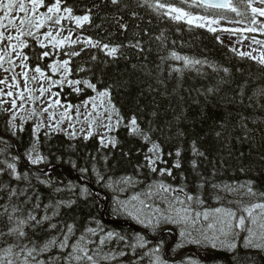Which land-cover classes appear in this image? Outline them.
<instances>
[{"label":"trees","instance_id":"1","mask_svg":"<svg viewBox=\"0 0 264 264\" xmlns=\"http://www.w3.org/2000/svg\"><path fill=\"white\" fill-rule=\"evenodd\" d=\"M53 2L45 0L46 5ZM162 2L193 13L238 19L232 11L190 7V0L189 4H183L181 0ZM248 2L233 0L234 4H241L242 18L245 20L251 16ZM65 5L73 7L74 15H84L91 9L87 13L91 21L78 27L74 21L65 20L63 26L94 41L110 46L122 45L117 57L107 56L101 49L86 47L81 51V44H68L59 50L48 47L51 55L38 60L44 49L34 38L26 37L29 46L23 51L30 57V68L39 63L50 75L48 64L54 60L69 59L72 69L70 78L89 80L96 88L93 90L81 83L80 91L76 92L72 87L58 86L55 89L62 101L74 106L81 105L96 92L107 89L111 104L123 120L112 134L115 146L112 143L104 145L97 134L85 139L70 137L64 132H51L46 137L44 132L47 130L41 129L40 151L47 157V163L31 165L24 153L31 145L33 121L26 120L24 130H17V135L13 136L11 131L6 130L9 113L0 111V137L10 144L8 152L0 155V161L5 158L11 160L12 156L18 155V171L29 174L28 181H17L7 174L0 175V182H7L10 187L27 188V195L33 197L31 203L39 197L41 207L37 210L38 218L44 215V205L64 202L58 209L59 215L51 221L57 223V229L44 231L48 228L45 223L35 234L28 230L30 237L35 235L36 239L43 240L55 235L67 224L74 225L73 241L82 233L86 235L87 228L124 236L126 239L123 241L114 236L103 246L105 252L126 253L124 256L116 255L108 264H133L134 261L148 264L149 257L144 256L142 261L139 257L158 244L156 237L170 244L171 236L165 231L174 230L172 226L153 234L146 233L150 243L144 249L138 248L133 252L127 245L134 243L133 238L138 234L134 226L113 223L128 218L115 202L116 192L109 188V184L117 179L131 178L138 184L128 188V192H139L161 179L159 172L150 173L143 167L144 155L150 145L139 137L129 135L125 126L133 115L142 129H153L152 140L158 141L163 149V160L167 163H158V168H172L177 159L176 149L182 150L179 158L181 167L172 169L175 179L167 176L163 179L174 187L182 186L187 192L198 195L203 203L196 206L197 211L217 207L238 209L240 205L229 201L242 197L225 192V185L252 181L255 191L264 192V96L259 95L264 90V65L230 49L220 41L219 32L213 33L205 28L189 26L184 21H174L147 7L138 6V0H121L118 5H112L110 0H62V6ZM41 10L46 11L47 8L42 7ZM132 12H136L137 16H132ZM119 24H126L127 29L122 30ZM161 35L163 44L156 39ZM137 40L140 48L128 46L129 42L135 44ZM73 50L80 52V55H66ZM171 52L206 63L196 66L199 71L184 68L183 61L171 58ZM92 56L96 59L93 60ZM81 68L84 71H80ZM176 68L183 70L182 75L173 70ZM225 68L228 72L224 71ZM209 88L213 91L209 92ZM193 141L204 156L193 155ZM193 159L197 162L195 169L190 164ZM0 167L3 165L0 164ZM80 169H87V172L81 173ZM41 180H50L51 183H41ZM213 185L218 187L214 188ZM6 199V192L0 191V204ZM23 199L20 197L21 201ZM243 200L245 204L258 202L256 197H243ZM31 203L28 207H31ZM48 214L51 215V210ZM245 234L241 233L238 247L232 252L191 249L222 264H264V251L242 246ZM99 237L97 233L95 238L98 240ZM195 253L185 255L197 257ZM56 254L57 250L53 249L44 258Z\"/></svg>","mask_w":264,"mask_h":264},{"label":"snow or ice","instance_id":"2","mask_svg":"<svg viewBox=\"0 0 264 264\" xmlns=\"http://www.w3.org/2000/svg\"><path fill=\"white\" fill-rule=\"evenodd\" d=\"M121 0H110L112 5H118ZM183 4H189V0H181ZM261 5H264V0H259ZM138 6L147 7L157 14L168 16L174 21H184L189 26L207 27L208 31L215 33L217 28L212 27L214 24H218L217 19H212L206 15L194 14L191 11L185 10L183 7H178L171 3L162 2V0H138ZM189 6H195L197 8H218V9H230L236 12L237 15H241L239 10L232 6L230 0H190ZM42 7H46V12H38ZM94 7H99L94 5ZM128 7L127 4L124 5ZM248 7L251 10L250 27L243 29H224L229 32H255L257 30L264 32V25H261L259 29L256 28L257 15L264 17V7H253L252 0H249ZM91 9L87 10L90 13ZM74 15L73 7L62 6V0H54L51 4H45V0H0V69H3L5 73H11V82L6 75L3 79H0V85H7L8 91H4L0 88V111L7 112L10 118L7 122L8 127L6 130L11 131L13 136L17 135V130H24V123L28 119L36 118V123L32 127V140L30 148L24 153L27 161L31 165H39L41 163H47V157L40 151L39 133L41 129L47 128L48 131L44 132V136H48L51 132L63 131L61 124L65 119L69 120L68 127L72 129L71 132L66 133L70 136H76L74 125L71 123L72 117L70 116V110L76 108L77 120H79L80 112L79 105L68 104L66 108L61 112L59 119L56 118L55 109L60 105V100H52V96H58L59 93L51 92V89L55 85L63 86L65 83L69 87H72L74 91L79 92L80 88L76 87L83 83L88 88L95 90L96 85L89 80H73L69 79L72 74V69L69 67L70 60H54L47 65V68L51 70L53 74L59 73V79H52L51 76L46 75L45 71L40 67L39 63L34 68H30L28 61L30 57L24 53V49L27 48L28 42L26 37L34 38L39 47L44 49L37 59H43L49 57L51 52L48 51V46L51 45L52 49L63 48L66 44L76 45L81 44V51L86 47L97 48L103 50L107 56L116 58L122 45H112L107 43H101L100 41H94L91 37H80L72 39V29H68V35L61 37L60 31L63 30L62 21H74L78 27H82L84 23L91 21L89 14ZM132 16H137L136 12H132ZM119 23V20H117ZM47 26V30L43 32L44 39L39 38L40 30ZM122 30L127 29L126 24H119ZM53 27L58 31L53 32ZM15 33V35L12 34ZM218 38V37H217ZM163 44V35L156 37ZM7 41V44H4ZM13 41H16L13 43ZM47 41V44L45 43ZM253 43H264V41H256L253 38ZM131 47L140 48V42L137 40L135 44L129 42ZM142 50V49H141ZM235 51V49H233ZM67 56H79L80 52L75 50L66 53ZM171 58L177 61H183L184 68L195 69L197 65H202L206 61L197 60L187 56H181L176 52H171ZM240 56H250L256 60L259 64L264 65V52L260 55L251 56V53L240 52ZM93 60L95 56L91 57ZM163 59V58H162ZM7 64V67H5ZM20 68V72L17 73L16 69ZM84 71L83 68L79 69ZM181 73L183 70L180 68L173 69ZM29 71L34 75L29 76ZM228 72V69H224ZM38 74V75H37ZM23 77L24 86L21 89L20 79ZM39 78L40 87L35 89L29 87V83L35 84ZM47 84V87L44 85ZM17 89L16 92L13 89ZM38 91V95L35 93ZM209 92L213 89L209 88ZM46 92H51L46 107L40 108L37 111L35 104L37 100H41ZM27 93V96L25 95ZM259 95L264 96V90ZM100 97H109L110 93L106 89L99 93ZM3 97L11 98L10 101L3 99ZM95 97H90L88 100L83 101L85 108V114L83 120L79 122L88 125V130L85 135V139H88L93 135L92 129L94 127H104L108 132H111L114 127H119L123 117L119 116V112L115 109V106H111V111L105 107L104 112L107 116V124L103 123L101 113L96 111L97 104L94 102ZM19 101V105L17 103ZM31 101L33 107L27 115H20L22 111H25L27 103ZM92 101V111L88 110L89 102ZM11 104V108H4L7 103ZM43 102V101H42ZM111 101L109 100V104ZM113 113L116 114L117 119L115 125H113ZM47 114V123H45L44 116ZM155 115V113H153ZM20 123L17 124L16 121ZM129 135H133L141 138L145 143L150 146L147 149V153L144 155V165L150 173L159 172L161 179L153 181L148 185L145 197L147 199L155 200L159 197L161 204L166 207L162 208L159 205L146 204L145 200L139 198V196L132 197V200H138L140 207L136 204L131 205L129 209L127 204H121V207L128 213L129 216L135 218L139 223L143 224L146 228H150L155 231L161 224H175L180 225V236L183 240L176 245V248H181L184 243L197 245L198 247L212 248L215 250H226L229 252L235 251L238 247L241 233H246L243 236V247L245 249H257L264 251V192H257L253 188V182L248 181L246 183H237L234 185H225L223 190L225 192L235 193L242 198L236 201H229V203H235L240 205L238 209L230 207H217L213 209H204L202 212L196 210V206L201 205L203 200L192 193L187 192L185 187H174L164 181L163 177H173L172 169H179L181 167L180 157L181 149L177 148L175 151L176 161L173 163L172 168H158V163H167L163 160V149L158 141L152 140L151 133L153 129L150 127L147 131L142 129L137 123V118L133 115L128 121L127 125ZM81 132L85 129L81 127ZM183 135V133H178ZM219 135V133L217 134ZM109 142L115 146V139L110 138ZM103 143V139H101ZM0 155H4L8 152L10 144L8 141L0 137ZM192 153L194 156H204L203 152H200L196 146L195 141L192 142ZM169 156L172 153H168ZM20 156L15 155L11 157V160L5 158L0 161L3 167H0V175L7 174L10 178L19 180H29V174L27 172L21 173L18 171L17 162ZM193 169L197 167L195 159L190 161ZM139 167V166H138ZM81 173H86L87 169H80ZM243 171V169H241ZM39 180V177H37ZM41 183H51L50 180H41ZM128 182L131 183V178H128ZM30 186V185H29ZM202 186V185H201ZM214 188L218 187L213 185ZM0 191L6 192L7 199L4 203L0 204V264H108L109 261L114 260L116 255L124 256L126 253L120 251L119 253H109L103 250L105 246L115 236L119 240L123 241L126 238L114 232H107L106 235L99 237V242L86 239L84 233L73 241L74 225L67 224L65 227H61L60 231L55 235H49L43 240H39L34 236H29L31 230L34 234L37 233V229L43 228L45 223L48 224V228L44 231L51 232L56 230L57 223H52L53 218L59 215L58 209L63 206V201H56L44 205V215L38 218L37 210L40 209L39 197H36V202L31 203L33 197L27 195V188L10 187L7 182H0ZM60 191L59 188L56 189ZM86 191V189H84ZM183 196V198H181ZM20 197H24L21 201ZM243 197H256L258 202L245 204ZM31 203V207L28 205ZM145 208L152 209L150 213L144 211ZM51 210V215H49ZM246 214V215H245ZM201 217L203 222H201ZM86 233L96 235L97 230L94 228H87ZM134 243L127 245L133 252L138 248L144 249L147 244L150 243L143 235L136 234ZM90 245H95L90 247ZM163 242L161 241L156 246L149 248L147 252L143 253V256L139 257L142 261L144 256L149 257L148 264H169V261L163 258L162 255ZM53 249L57 250V254L54 256H47L45 254L50 253ZM175 251V249L173 250ZM133 264H137L136 261ZM188 264H201L199 259H188Z\"/></svg>","mask_w":264,"mask_h":264},{"label":"rangeland","instance_id":"3","mask_svg":"<svg viewBox=\"0 0 264 264\" xmlns=\"http://www.w3.org/2000/svg\"><path fill=\"white\" fill-rule=\"evenodd\" d=\"M252 6L253 7H264V5H261L259 3V0H253L252 1ZM249 8V7H248ZM239 11H241V8L238 9ZM47 11V10H46ZM249 11L250 8H249ZM38 12H44L41 9L38 10ZM202 15V14H199ZM209 17V16H208ZM212 19H217L219 21L218 24H214L212 25V27L217 28V31H224V29H243V28H247L250 27L251 24H247V23H243L241 21H236V20H227L224 18H215V17H210ZM264 18V17H263ZM257 19V18H256ZM260 25H264V23L262 24L261 21H259V19H257V24H256V28L259 29ZM45 31L47 30V27H45ZM207 28V27H204ZM208 29V28H207ZM58 31L57 28L53 27V32L55 34V32ZM44 32V31H43ZM43 32H40L39 34V38L41 40L44 39L43 37ZM225 33H222L221 35H219V38L222 42L226 43L229 47H231L232 49H235V51L237 53L240 52H246V53H251V56H259L261 52H264V44L261 43H253V38H255L256 41H261L260 38L254 37V36H249V33L252 32H229V31H224ZM259 33H263L259 30L255 31L256 34ZM13 35H15L14 32H12ZM60 35L61 37L63 36H67L68 35V31L66 29L63 28V30L60 31ZM77 36L80 37H84L87 38V36L81 35V34H77V33H72V39H76ZM16 41H13V43H15ZM45 43L47 44V41H45ZM4 44H7V41H4ZM5 67H7V64H5ZM17 73H19L21 70L20 68L16 69ZM8 76L9 78V82H11V73H5L3 71V69H0V79H3L5 76ZM34 75L33 72L29 71V76ZM38 75V74H37ZM55 75H57V79L60 78V74L56 73ZM20 79V87L21 89L24 86V81H23V77H19ZM67 84V83H65ZM45 87H47V84L44 85ZM29 87H33L35 89H39L40 87V81L39 78L37 80V82L35 84H32L31 82L29 83ZM78 87V86H76ZM0 88H3L4 91H8L7 85H0ZM53 88V87H52ZM14 92L17 91V89H13ZM51 92H54L51 89ZM51 92H46L44 97L41 100H37L35 107L37 109V111L39 112L40 108L42 107H46L49 97L51 96ZM36 95H38V91L35 93ZM25 95L27 96V93H25ZM95 99V103L97 104V109L96 111L101 113L102 119L104 117L107 116V113L104 112L105 107H107L109 109V111H111V106L112 104H109V97H100L99 94L94 96ZM3 99L10 101L11 98L9 97H3ZM52 100H56L59 99L60 100V96H52L51 97ZM18 105H19V101H17ZM92 101L89 102L88 105V110L92 111V107H91ZM68 104H62L60 102V105L57 106L55 109H52V111L55 112L56 118L59 119L61 112L64 110V108L67 107ZM4 108H11V104L10 102L5 104L3 106ZM33 107L31 101H29L26 105L25 111H22L20 113V115H27L28 112L31 111V108ZM79 112H80V117L79 120H77V116H76V108H72L70 110V116L72 117L71 123L74 125L75 127V131L76 134L85 137L87 130H88V125L87 124H81L79 121L83 120L84 118V114H85V108L84 105H80L79 108ZM117 119V116L115 113H113V125H115V120ZM33 120L35 121L34 123H36V118H33ZM44 120L45 123H47V114H45L44 116ZM107 120L103 119V123L107 124ZM69 125V120L65 119V121L61 124V129H63V131H65L66 133H69L72 131V129H70L68 127ZM81 127H83L85 129L84 132H81L80 129ZM116 127L113 128V130L111 132H113L115 130ZM47 129V128H46ZM93 132H96L99 135L100 140L103 139V143L104 144H109V139L113 138V136L111 135V132H108L104 127H94L92 129ZM137 181L134 179H131V183L128 182V180H120L117 179V181H114L113 183L109 184V188L111 190H114L116 192V196H115V202L117 203L118 207H120V209L124 212H126L124 210L123 207H121V204H127L129 209H131V205L132 204H136L137 207H140L139 205V201L138 200H132V197L134 196H139L140 199L145 200L146 204H154V205H159L160 207L164 208L166 207L165 205L161 204L159 197L155 198V200H151V199H147L145 197V192L147 191V187L146 189L144 188L142 191L139 192H128V188L130 187H135L137 185ZM137 193V194H136ZM182 198V197H181ZM144 211L146 213H150L152 211V209H148L145 208ZM202 212V210H201ZM128 217H130L139 227L143 228V229H148L149 231H151L152 233L159 231L161 229H164L166 227L172 226L174 227V230H170L169 232H172L173 235V242L170 243L171 245H167L166 242H163V248H162V255L163 258L169 261V264H188V259L189 258H193V259H199L201 261V264H222L219 260L216 259H207L204 260L202 258L196 257V256H187L185 255L186 253L190 252V248L192 247H197V248H201L202 250H211V251H218L215 249H212L210 247L208 248H204V247H198L197 245H193V244H189V243H184V246L181 248H176V245L178 243H180L183 238L180 236V225H175V224H161L155 231H153L150 228H146L143 224L139 223L135 218H133L132 216H129L128 213H125ZM201 222H203V218L201 217ZM97 230V229H96ZM97 233H99V236L101 235H106L107 233H103L101 232V230H97ZM96 235H92L89 233H86V239H90L92 241L95 242H99V239L97 240L95 238ZM140 235H143L146 239V235L142 232L140 233ZM148 240V239H147ZM161 239H158V244L161 242ZM95 245H90V247H94ZM175 249V251H173Z\"/></svg>","mask_w":264,"mask_h":264},{"label":"water","instance_id":"4","mask_svg":"<svg viewBox=\"0 0 264 264\" xmlns=\"http://www.w3.org/2000/svg\"><path fill=\"white\" fill-rule=\"evenodd\" d=\"M113 223H114V224H117V225H118V224H121V223H119V222H116V221H114Z\"/></svg>","mask_w":264,"mask_h":264},{"label":"bare ground","instance_id":"5","mask_svg":"<svg viewBox=\"0 0 264 264\" xmlns=\"http://www.w3.org/2000/svg\"><path fill=\"white\" fill-rule=\"evenodd\" d=\"M137 194V193H136Z\"/></svg>","mask_w":264,"mask_h":264}]
</instances>
